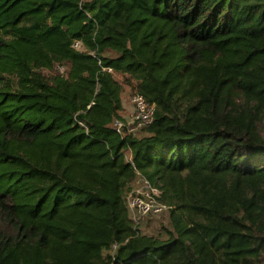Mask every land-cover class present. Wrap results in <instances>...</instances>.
<instances>
[{"label":"trees","instance_id":"16d2710c","mask_svg":"<svg viewBox=\"0 0 264 264\" xmlns=\"http://www.w3.org/2000/svg\"><path fill=\"white\" fill-rule=\"evenodd\" d=\"M0 264H264V0H0Z\"/></svg>","mask_w":264,"mask_h":264},{"label":"built area","instance_id":"2783aa9c","mask_svg":"<svg viewBox=\"0 0 264 264\" xmlns=\"http://www.w3.org/2000/svg\"><path fill=\"white\" fill-rule=\"evenodd\" d=\"M132 119L131 122L137 128L149 125L153 119L154 105L150 104L139 94L131 97ZM122 124L115 122L116 131L119 132ZM159 192L150 188L146 182L137 181L135 186L128 194V206L134 220L142 219L148 214L159 213L164 205L156 202L155 196Z\"/></svg>","mask_w":264,"mask_h":264},{"label":"rangeland","instance_id":"374dc122","mask_svg":"<svg viewBox=\"0 0 264 264\" xmlns=\"http://www.w3.org/2000/svg\"><path fill=\"white\" fill-rule=\"evenodd\" d=\"M79 45H76V48H78ZM56 70L60 73H63L65 72V68H56ZM117 79L119 81H121V83L124 84L123 88H124V92H123V106H124V111H123V114H124V117L125 119L127 120L128 123H130V125L132 126V122H131V119H132V106H131V97L132 95L134 94V91L131 89L133 88V84H131V86L128 85V83L126 81H123V78L121 76H117ZM151 228H149V231H152L155 226L153 224H151L150 226ZM155 231V230H154Z\"/></svg>","mask_w":264,"mask_h":264}]
</instances>
